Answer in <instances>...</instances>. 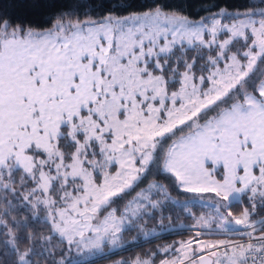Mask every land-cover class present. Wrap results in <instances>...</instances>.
<instances>
[{
    "label": "snow or ice",
    "instance_id": "6c2138e0",
    "mask_svg": "<svg viewBox=\"0 0 264 264\" xmlns=\"http://www.w3.org/2000/svg\"><path fill=\"white\" fill-rule=\"evenodd\" d=\"M82 7L0 0V264H97L195 204L215 214L159 264H264V0ZM213 225L248 241L201 239Z\"/></svg>",
    "mask_w": 264,
    "mask_h": 264
},
{
    "label": "trees",
    "instance_id": "16d2710c",
    "mask_svg": "<svg viewBox=\"0 0 264 264\" xmlns=\"http://www.w3.org/2000/svg\"><path fill=\"white\" fill-rule=\"evenodd\" d=\"M81 2L84 5V7L81 8L82 12L85 11V10H90L91 14L93 16H99V15L104 14L107 11V8L99 7V5L101 3H108L109 0H81ZM218 2L223 3L224 0H218ZM227 2L230 5L243 6L245 4L246 0H227ZM188 3L191 4V7L188 8L187 11L190 12L195 17L196 14H197V10L200 9V6L202 4H205V0H188ZM9 10L11 12H13L14 14L19 15L21 17L28 16L30 19L37 18V17H33V16L29 15V9H27V8H23V7L14 5ZM199 14L200 15H206V13L203 12L202 10L199 12ZM150 181H151V177H148L147 179H145L139 185V187H137L134 191H132L126 197V199L121 201L118 205H116V207L119 206V208H121V206L124 204V202L129 200L134 195V192H136V191H138L139 189H142V188H147V186L150 183ZM173 196H175V193H173ZM246 200H247V197H244L241 201L234 202V204L232 206V211L234 209H236L233 212L236 213V214H240L242 209L245 207ZM167 206L169 208L175 209V205H173L172 203H169ZM194 213L199 214V210H198V212H196V210H195ZM171 214H172L173 219H174V223L172 225H176L178 222H181V221L184 224L185 223H188V224L189 223H193L192 217L189 214L184 213L183 211H180V210L177 209V210L173 211ZM21 215H23V213ZM167 215H169V213L165 212V216H167ZM254 219L259 221L260 217L257 216ZM152 221H153V219H148V222H147L146 225L148 227L151 226ZM165 222H167V221H165ZM36 227L39 228L40 225H36ZM257 227L259 229V226H257ZM129 232H131L132 235H129ZM240 232H238L236 234H233V235H228V236H224V237L222 236L223 238H221V239H234V238L240 237V236H242V235L239 234ZM123 233L127 236V240H129V238H131V237L133 238L135 236L136 231H135V229H132L131 231H129L128 228H127V229L124 230ZM139 238H141V237L139 236ZM214 238H216V237H214ZM156 244H157V241H150V242H145V243L138 244V245H135V246H130L129 245V246L125 247V249H123L121 251H118V252L110 254V255H108L106 257H101V258L97 259V264H112L114 261L117 262V260L118 261H129V262H131L137 256L145 257L143 255V252H144L143 250L146 247H150V249H151L147 254H150V253L154 252L155 250L157 252V247L155 246ZM164 256H165L164 254H162L160 252H157V259L158 260H160V258H163ZM158 262L159 261H156V263H158Z\"/></svg>",
    "mask_w": 264,
    "mask_h": 264
},
{
    "label": "rangeland",
    "instance_id": "374dc122",
    "mask_svg": "<svg viewBox=\"0 0 264 264\" xmlns=\"http://www.w3.org/2000/svg\"><path fill=\"white\" fill-rule=\"evenodd\" d=\"M228 22H230V21H228ZM140 190L141 189L134 192V195L129 200H131L136 195V193L139 192ZM146 194H148L154 198H156L158 196V194L156 193L155 190H152V192L146 193ZM127 201H125L124 204L127 203ZM123 205L121 206L120 209H123ZM173 205H175V204H173ZM175 209H176V205H175ZM195 210H196V212H198V210H199V214L194 213ZM235 210L236 209H234L233 211H235ZM192 214H194L195 216H201V215L213 216L215 213H214V209L210 206H201L200 204H195L192 208ZM192 214H189V215L192 217ZM234 214L237 216L239 215L236 213H234ZM141 223H143V221H141ZM165 224L167 225L168 223L165 222ZM233 227L237 230L236 232L223 233L219 229H215V225H213L212 229H204L203 230L205 232V235L203 237H201V239L220 240L224 236L233 235V234H236V233L244 230L239 225H233ZM127 228L128 227L126 226L125 229H127ZM145 230L148 231L149 235L145 236L142 232H139L137 229H135V231H136L135 236L133 238L132 237L129 238V240H127V236L124 233H122L123 240H122L121 245L118 247L110 248V250H106L105 255L102 257H106L110 254L121 251L129 245L135 246V245L142 244L145 242H150V241H157V244L155 246L157 247V252H159L158 249H162L163 247H165L167 245L175 244L181 240L189 239L191 237V235H193L195 232V229L192 228V223H189V224L185 223L184 224V223H182V221L178 222L176 225L171 224V225H168L166 228H161L159 226V224L155 220H153L151 223V226L148 227L147 225H145ZM129 235H132V233L129 232ZM139 236L141 238H139ZM214 237H216V238H214ZM150 250H151L150 247L144 248L143 255L145 257H143V256H139V257L146 258V254ZM155 252H156V250H155ZM160 253L164 254L163 252H160ZM153 259H155V261H159L157 259V256L153 257ZM114 262L113 263L116 264V261H114ZM156 264H159V262Z\"/></svg>",
    "mask_w": 264,
    "mask_h": 264
},
{
    "label": "built area",
    "instance_id": "2783aa9c",
    "mask_svg": "<svg viewBox=\"0 0 264 264\" xmlns=\"http://www.w3.org/2000/svg\"><path fill=\"white\" fill-rule=\"evenodd\" d=\"M257 226H259V224ZM242 231H244V230H242ZM257 234H259V233H257ZM230 240L247 242L248 241V237L246 235H242L240 237H237V238H234V239H230Z\"/></svg>",
    "mask_w": 264,
    "mask_h": 264
}]
</instances>
